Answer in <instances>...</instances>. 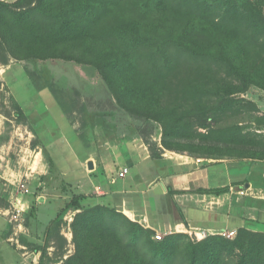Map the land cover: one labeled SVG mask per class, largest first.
Masks as SVG:
<instances>
[{
  "label": "trees",
  "instance_id": "1",
  "mask_svg": "<svg viewBox=\"0 0 264 264\" xmlns=\"http://www.w3.org/2000/svg\"><path fill=\"white\" fill-rule=\"evenodd\" d=\"M10 58L61 60L93 70L115 106L160 126L165 150L264 161L259 136L240 124L213 127L235 113L240 99L234 95L250 87L264 91V0L0 1L1 64ZM28 76L36 91L49 88L33 71ZM13 108L21 121L22 110ZM256 123L264 124V117ZM147 135L142 139L159 157ZM81 201L67 204L44 246L20 236L41 252L38 264H264L263 232L239 228L233 238L213 234L201 240L173 233L155 241L115 209L85 208ZM0 202L8 205L3 197ZM69 209L77 211L70 223L74 253L60 259L66 243L60 225ZM52 239L59 251L53 256L60 258L47 255Z\"/></svg>",
  "mask_w": 264,
  "mask_h": 264
},
{
  "label": "crops",
  "instance_id": "2",
  "mask_svg": "<svg viewBox=\"0 0 264 264\" xmlns=\"http://www.w3.org/2000/svg\"><path fill=\"white\" fill-rule=\"evenodd\" d=\"M0 1L12 3L16 0ZM58 106L83 147L80 155L72 150L68 156H64L67 160L74 159L75 166L60 167L54 159V153L47 151L24 115V126L37 138L35 149L31 150L32 155L23 165L22 171L0 169V197L10 204L9 209L16 200L12 192L14 184L19 181L16 179L13 182L9 177H25L27 186L32 187L33 194L23 196L21 200L24 212L19 229L20 236L27 244L44 246L53 222L75 197L82 198L81 206L85 208L95 205L113 208L130 221L154 231L175 230L176 233L189 234L188 231L200 230L208 235L236 232L239 228L264 231L260 230L264 223L263 161L193 157L185 152L161 148L158 139L157 142L153 141L156 144L155 152L159 151V157H156L141 136L134 132L116 134L105 131L103 120H95L96 125L85 126L79 132L75 124L71 123L70 114L65 113L59 104ZM51 135L55 139L52 142L54 148L67 143L64 138H55L53 133ZM44 150L49 152L50 164L43 161ZM64 158H61V162ZM247 162L250 172L238 175L239 166H247ZM123 169H127V173L119 177ZM254 172L260 181L255 182L251 178ZM4 178L9 185L2 183ZM168 188L176 194L168 195ZM216 189L228 190L220 195L209 194V191ZM240 190L245 192L244 195H239ZM47 206L55 208L49 211ZM40 210L50 213L45 224H41L38 218ZM76 212L67 210L63 220L67 214L72 218ZM256 223L261 226L260 229L251 226ZM3 236L4 233L0 231V248L7 242ZM68 236L64 237L67 239ZM54 243L55 240L52 239L46 249L49 257L55 249ZM20 244L23 250L29 249L23 242L20 241ZM31 252V259L39 261L41 252L32 249ZM17 253L24 258V252ZM29 258L30 256L24 258L26 263ZM3 259L1 258L0 264L5 263Z\"/></svg>",
  "mask_w": 264,
  "mask_h": 264
},
{
  "label": "rangeland",
  "instance_id": "3",
  "mask_svg": "<svg viewBox=\"0 0 264 264\" xmlns=\"http://www.w3.org/2000/svg\"><path fill=\"white\" fill-rule=\"evenodd\" d=\"M29 71H33L39 75L41 79L40 82L49 86V88L40 92L36 91L28 76ZM50 88L53 90L55 98L70 114L69 119L72 124H75L79 132L83 131L85 126H90V124L96 125L95 120H103L105 131H112L116 134L134 132L141 137L148 134L147 140L149 142L152 141V143H154L155 141H160V126L153 122L127 116L121 109L115 106L114 100L108 89L93 70L85 69L72 62L61 60L28 62L16 61L10 58L6 65H2L0 62V169L8 170L9 168L12 169L13 172L16 170L22 171L23 165L27 163L30 159V155H32L31 150L34 151L37 144V138L32 135L27 126H24L25 118L20 121L15 117L13 108L15 104L21 108L24 115L28 118V123L34 129V132H36L37 137L47 147V151L54 153V159L58 165L63 168L75 166L74 159L67 160L64 156H68L72 150L76 155H80L83 147H81V141L75 138V132L71 124L60 110L53 94L49 90ZM233 97L240 99L235 113L221 119L218 123L214 122L213 127L219 128L240 124L246 133L259 136L258 138L264 144V124L258 126L256 123V118L264 117V91L255 87H250L244 93L236 94ZM210 123L213 124V122L209 120L208 124L210 125ZM198 131L204 132L205 130L198 129ZM51 133L54 134L55 138H64V142L66 141L68 144L64 143L54 148L52 142H54L55 139L53 140ZM49 152L47 153L44 150L42 157L44 162L50 164L51 158ZM62 157L64 159L61 162ZM32 158L34 157L32 156ZM247 172H250L248 162L247 166L241 165L237 170L238 175L247 174ZM1 175L2 173H0V176ZM251 178L255 182L260 181L256 172H254ZM16 179L25 183L27 182L25 177H9V180H13V182H15ZM19 181H16L14 185ZM2 183L7 185L10 184L5 178L2 180ZM29 188L33 194L30 185ZM7 190L6 187V193ZM5 207L9 209L10 204L7 206H0V231L4 233L3 239H7V242L0 248L2 249L0 251V261L1 258H4V264L38 263L37 260L31 259L32 252L30 248V250L28 249L26 251L16 244V241H18V244L21 245L19 241L21 229H17L18 222H10L8 217L10 209L6 212L4 209ZM53 208L55 207H46L49 211ZM49 214L50 213L40 210L38 218L41 224L48 222L50 217ZM5 218L6 220H4ZM69 219H71L70 222ZM71 222V215L67 214L60 225V234L62 237L71 232L68 231L70 230ZM22 223L23 222H20V224ZM251 226H256L258 229L261 228L257 223L251 224ZM260 230H264V223ZM188 233L189 234H186L190 238L194 240L197 239L194 235V231L191 230L190 232L188 231ZM235 233L236 232H234V235ZM207 235L206 233V236ZM64 239L66 243L62 251L63 255H61V258L58 255L53 256L59 252L58 248L55 247L52 252V258L66 259L74 253L72 237L70 243H68L66 237H64ZM17 251L24 252L25 254L22 255L24 258L30 256L29 262L26 263V259L21 258ZM140 251L143 253V248H140Z\"/></svg>",
  "mask_w": 264,
  "mask_h": 264
},
{
  "label": "built area",
  "instance_id": "4",
  "mask_svg": "<svg viewBox=\"0 0 264 264\" xmlns=\"http://www.w3.org/2000/svg\"><path fill=\"white\" fill-rule=\"evenodd\" d=\"M126 173H127V169H123L119 173V177H123ZM238 193L240 196H242V195H244L245 192L243 190H240ZM13 194H14L16 200L12 204V207L10 209V213L8 212V217H9L10 222H12V223L18 222L17 228L19 229V227L21 226L20 222H22V214L24 212L23 211V205L21 204L22 197L30 195L32 193H31V190L29 189V187L27 186V183L19 181L13 189ZM37 199H40V197H37ZM70 221H71V219H69V222ZM68 231H70V230H68ZM174 232H175V230L174 231L166 230L164 232L155 231L154 234L152 235V238L155 241H160L165 236L173 234ZM67 235H69V238H67V240H68V243H70L71 232H69ZM67 235H66V237H67ZM194 235L197 238L196 240H201L202 238H204L206 236V233L198 230V231H194ZM221 235L226 237V238H233L235 236L234 232L221 233ZM16 244L18 245V247L24 249L23 247H21L18 244V241H16ZM35 264H38V263L36 262Z\"/></svg>",
  "mask_w": 264,
  "mask_h": 264
},
{
  "label": "water",
  "instance_id": "5",
  "mask_svg": "<svg viewBox=\"0 0 264 264\" xmlns=\"http://www.w3.org/2000/svg\"><path fill=\"white\" fill-rule=\"evenodd\" d=\"M146 230H147L151 235H153L154 232H155L153 229H150V228H146Z\"/></svg>",
  "mask_w": 264,
  "mask_h": 264
}]
</instances>
